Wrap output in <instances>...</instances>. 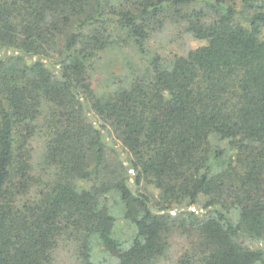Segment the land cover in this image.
<instances>
[{
    "label": "trees",
    "instance_id": "trees-1",
    "mask_svg": "<svg viewBox=\"0 0 264 264\" xmlns=\"http://www.w3.org/2000/svg\"><path fill=\"white\" fill-rule=\"evenodd\" d=\"M3 48L0 264H264V0H0Z\"/></svg>",
    "mask_w": 264,
    "mask_h": 264
},
{
    "label": "rangeland",
    "instance_id": "rangeland-1",
    "mask_svg": "<svg viewBox=\"0 0 264 264\" xmlns=\"http://www.w3.org/2000/svg\"><path fill=\"white\" fill-rule=\"evenodd\" d=\"M188 43H189L188 48L189 47L195 48L201 44V43L194 42V41H189ZM175 50H176V47H175ZM35 140H36V142L34 143V146L35 147L41 146V142L37 141V139H35ZM107 141H111V140H109L107 138ZM191 209L195 210V207H192ZM124 227H125L124 222L121 221L118 223V229H121ZM175 243L177 244L178 240H175ZM176 257H177V254H174L172 256V259L174 260ZM52 264H79V262H78L75 254L73 252V248L66 244L65 246L59 248L56 251V254L54 255V260H53Z\"/></svg>",
    "mask_w": 264,
    "mask_h": 264
},
{
    "label": "water",
    "instance_id": "water-1",
    "mask_svg": "<svg viewBox=\"0 0 264 264\" xmlns=\"http://www.w3.org/2000/svg\"><path fill=\"white\" fill-rule=\"evenodd\" d=\"M19 54L22 55L21 53H19ZM7 55L12 56V55H14V52L11 49L6 50L5 48H3L2 49V53L0 52V58L1 57H6ZM30 63H31V60L28 61V64H30ZM48 68H49V66H48ZM96 128L99 129V126H96ZM107 138H108V135L106 133H103L102 136H101V141L102 142H107V145L112 148L113 147V143L111 141H107ZM117 151H120V150L117 149ZM120 160L124 161L125 158L124 157H120ZM127 169H132V166L128 165Z\"/></svg>",
    "mask_w": 264,
    "mask_h": 264
}]
</instances>
